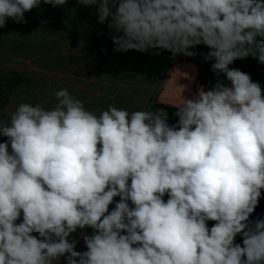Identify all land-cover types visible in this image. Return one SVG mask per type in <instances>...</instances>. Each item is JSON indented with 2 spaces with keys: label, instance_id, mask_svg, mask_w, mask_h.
<instances>
[{
  "label": "clouds",
  "instance_id": "9594fccd",
  "mask_svg": "<svg viewBox=\"0 0 264 264\" xmlns=\"http://www.w3.org/2000/svg\"><path fill=\"white\" fill-rule=\"evenodd\" d=\"M40 3L0 0V28ZM78 3L111 18L114 51L195 57L203 44L229 83L184 98L172 125L165 108L97 115L66 89L50 110L19 104L0 125V264H264V218L249 220L264 190V92L230 67L264 64V0ZM78 229L87 251L69 240Z\"/></svg>",
  "mask_w": 264,
  "mask_h": 264
},
{
  "label": "crops",
  "instance_id": "0c3cea01",
  "mask_svg": "<svg viewBox=\"0 0 264 264\" xmlns=\"http://www.w3.org/2000/svg\"><path fill=\"white\" fill-rule=\"evenodd\" d=\"M97 7L78 0L54 7L41 0L24 14L27 23L8 18L6 27L0 28V69L20 72L31 79V85L13 93L0 110V125L10 126L11 115L21 103L54 108L58 103L54 94L62 89L97 115L110 105L130 113L149 110L154 103L178 107L184 98L196 95L201 88L199 60L209 48L201 44L189 49L197 53L195 57H172L166 50L114 51L116 33L108 27L111 18L99 23ZM251 78L264 92V69L257 68ZM7 139L0 134V143ZM119 200V196L114 198L109 211ZM207 223L211 228L215 222ZM84 231L91 235L93 230ZM33 235L38 237V233ZM72 239L78 241L75 250L87 251L79 229L70 235ZM59 264H66L63 257Z\"/></svg>",
  "mask_w": 264,
  "mask_h": 264
},
{
  "label": "trees",
  "instance_id": "16d2710c",
  "mask_svg": "<svg viewBox=\"0 0 264 264\" xmlns=\"http://www.w3.org/2000/svg\"><path fill=\"white\" fill-rule=\"evenodd\" d=\"M213 61H205L204 56L199 60V82L201 87L210 89L216 85L218 81H223L224 83H229L226 77L221 73L217 75L211 70V64ZM231 68H237L245 73L253 74L257 68H263L264 64H260L256 59L249 57L244 62L235 61ZM31 85V79L27 76L17 72V71H5L0 69V110H3L10 97L15 93L16 90L22 87H28ZM159 108H165L169 115V124H176L178 122V117L175 116L177 107L154 103L149 110H156ZM258 218H264V190H262V198L259 200V204L255 211L250 215L249 220H256ZM236 243L242 244V238L237 236Z\"/></svg>",
  "mask_w": 264,
  "mask_h": 264
},
{
  "label": "rangeland",
  "instance_id": "374dc122",
  "mask_svg": "<svg viewBox=\"0 0 264 264\" xmlns=\"http://www.w3.org/2000/svg\"><path fill=\"white\" fill-rule=\"evenodd\" d=\"M61 24V23H60ZM9 26V28H11L12 26L11 25H8ZM209 51H210V49H209ZM5 71H8V70H5ZM10 71H13V70H10ZM20 73V72H19ZM37 85H38V83H37Z\"/></svg>",
  "mask_w": 264,
  "mask_h": 264
}]
</instances>
